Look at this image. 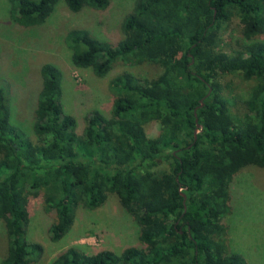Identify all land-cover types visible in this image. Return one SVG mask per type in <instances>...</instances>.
I'll return each mask as SVG.
<instances>
[{
	"label": "trees",
	"instance_id": "1",
	"mask_svg": "<svg viewBox=\"0 0 264 264\" xmlns=\"http://www.w3.org/2000/svg\"><path fill=\"white\" fill-rule=\"evenodd\" d=\"M62 1L70 12L108 0H7L10 22L42 24ZM236 17L246 40L227 51L222 26ZM115 43L69 28L63 43L75 67L102 76L117 59L149 63L152 77H111L108 116L88 110L81 131L60 103L61 73L38 68L33 137L10 121L0 83V264H30L40 245L27 240L28 204L38 198L46 236L59 240L74 210L113 194L137 227V245L119 253L68 246L49 264H247L224 240L230 183L244 166L264 168V0H134ZM248 84L235 96L223 76ZM200 99L201 103H200ZM194 118L198 124L197 132ZM156 122L153 136L145 124Z\"/></svg>",
	"mask_w": 264,
	"mask_h": 264
},
{
	"label": "rangeland",
	"instance_id": "2",
	"mask_svg": "<svg viewBox=\"0 0 264 264\" xmlns=\"http://www.w3.org/2000/svg\"><path fill=\"white\" fill-rule=\"evenodd\" d=\"M134 0H108L102 8L84 5L70 12L58 1L45 21L37 26L13 25L7 14V0H0V83L6 90L10 121L18 125L28 137H33L32 101L38 87V68L49 62L61 73L60 103L62 110L73 116L75 129L81 131L84 114L97 109L108 116L112 95L108 84L111 77L126 70L142 77H152L158 68L149 63L128 65L117 59L104 75L96 76L88 67H75L70 62V51L63 43L69 28L87 30L97 39L115 43L121 38L120 22L131 9ZM240 24L234 16L222 26L219 46L227 51L251 40L240 34ZM264 40V32L253 37ZM235 96L244 97L248 84L236 75L222 79ZM157 123L144 128L153 136ZM230 213L224 240L228 248L241 254L247 264H264V168L253 165L242 167L230 183ZM26 237L38 243L40 254L30 264H49L55 255L68 246L92 253L110 249L119 253L128 245H137V227L128 213L118 204L113 194L93 209L79 206L74 210L68 231L57 241L47 238L48 218L40 209V201L33 198L28 204ZM5 253V236L0 223V259Z\"/></svg>",
	"mask_w": 264,
	"mask_h": 264
},
{
	"label": "water",
	"instance_id": "3",
	"mask_svg": "<svg viewBox=\"0 0 264 264\" xmlns=\"http://www.w3.org/2000/svg\"><path fill=\"white\" fill-rule=\"evenodd\" d=\"M201 100H202V99L199 100L200 103H201ZM194 122H195V128L193 129V136H195V133L197 132V127H198V124H197V122H196V118H194Z\"/></svg>",
	"mask_w": 264,
	"mask_h": 264
}]
</instances>
